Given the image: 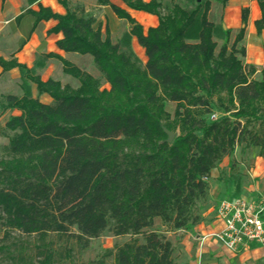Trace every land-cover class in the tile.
<instances>
[{
    "label": "trees",
    "instance_id": "16d2710c",
    "mask_svg": "<svg viewBox=\"0 0 264 264\" xmlns=\"http://www.w3.org/2000/svg\"><path fill=\"white\" fill-rule=\"evenodd\" d=\"M121 1L157 18V27L143 35L107 0L96 4L129 26L116 44L107 30L104 36L93 30V12L68 0L60 2L63 16L32 14L35 24L55 21L50 33L62 36L56 49L90 57L97 79L55 55L38 67L58 62L76 89L42 83L37 68L0 60L3 73L18 71L21 92L0 102V113H20L0 130L7 140L0 147V264H59L73 249L55 251L50 236L85 251L105 234L128 240L90 264H175L172 244L150 232L153 221L169 233L191 231L207 202L206 180L225 158L237 148L258 149L264 163V66L252 81L256 71L239 61L246 12L229 45L230 31L208 21L211 2L227 0ZM256 1L258 35L264 0ZM132 38L144 52L143 67L131 52ZM42 96L55 107L42 105ZM166 104L175 106L172 117ZM212 113L218 118L208 122ZM163 131L174 136L171 144ZM14 233L36 238L35 258L12 242Z\"/></svg>",
    "mask_w": 264,
    "mask_h": 264
},
{
    "label": "crops",
    "instance_id": "0c3cea01",
    "mask_svg": "<svg viewBox=\"0 0 264 264\" xmlns=\"http://www.w3.org/2000/svg\"><path fill=\"white\" fill-rule=\"evenodd\" d=\"M62 1L64 0H0V60L5 63L14 62L26 70H32L35 67L40 82L53 81L64 87L75 82L62 73L61 65L54 60L44 62L43 67L39 68L42 63L41 58L55 55L90 76L92 75L89 71L95 72V70L90 57L65 54L56 49V43L62 39V36L50 33L56 27L55 21H41L35 24L32 14H37L39 10H47L51 15L63 16L65 10L60 4ZM68 1L71 5L82 6L86 12H93L96 17V25L93 30L99 28L102 36L107 30L112 44H116L123 34L128 33V24L118 20L109 7H98L96 0ZM107 1L110 6L124 12L140 27L143 35L147 30L155 29L158 25L157 18L131 11L121 0ZM139 1L142 4H148L151 0ZM156 1L169 2V0ZM242 11L246 12L247 17L243 39L238 46L244 50L245 54L244 58L239 59L241 67H252L255 71L262 70L264 66V31L257 35L254 29V24L261 17L256 0H227L223 6L211 2L208 21L230 31L229 45H231L241 29ZM130 49L143 67L146 63L144 52L133 38L130 40ZM249 53L254 54L259 61L263 62L261 68L257 69L246 63ZM92 77L97 79L99 75ZM19 84L17 70L3 73L0 68V101L6 97L19 99L21 97ZM104 89L108 90V87L104 86ZM30 93L31 97L35 98L34 86H31ZM39 102L50 108L56 105L47 96L40 97ZM18 116L20 113L15 110L0 113V130L10 118ZM6 145L7 140L0 138V147ZM206 183L209 188L208 197L201 213L200 224L189 232L172 234L180 238L178 249L188 259L185 264H264V250L260 248L251 246L232 254L223 250L213 239H205L201 245L198 242L201 238L215 234L221 229V224L215 219V210L220 201L240 198L248 203H256L259 197L264 194V163L259 158V150L237 148L231 158H225L210 173ZM155 225L160 226L159 220L153 221V226ZM160 230L166 231L164 228H160Z\"/></svg>",
    "mask_w": 264,
    "mask_h": 264
},
{
    "label": "built area",
    "instance_id": "2783aa9c",
    "mask_svg": "<svg viewBox=\"0 0 264 264\" xmlns=\"http://www.w3.org/2000/svg\"><path fill=\"white\" fill-rule=\"evenodd\" d=\"M215 119L212 116V121ZM215 219L221 224V229L198 240L200 245L209 238L232 254L251 246L264 250V194L256 203H248L240 198L220 201L215 210Z\"/></svg>",
    "mask_w": 264,
    "mask_h": 264
},
{
    "label": "rangeland",
    "instance_id": "374dc122",
    "mask_svg": "<svg viewBox=\"0 0 264 264\" xmlns=\"http://www.w3.org/2000/svg\"><path fill=\"white\" fill-rule=\"evenodd\" d=\"M165 3H167V2L165 1ZM220 44H221L220 42H217L218 46H220ZM135 58L137 59L136 56H135ZM246 61H247L246 63H248L249 65H252L253 67H255L257 69H259L263 66V62L259 61L258 58L254 54H251V53L248 54ZM138 62L142 67V64L140 63L139 60H138ZM260 71L261 70H256V74L251 78V80L259 81ZM89 72L92 76H94V77L97 76V74L94 71L90 70ZM70 86H72L73 89H76L78 87L76 82L71 83ZM102 89H104V86L102 87ZM174 108H175L174 105L166 104L165 111L170 117H172V115H173ZM212 116H215L216 119L218 118L217 114L212 113L209 116H206L205 119L208 122H210V121H212ZM160 228H162L161 225L160 226L155 225L152 227L150 232L162 234L163 236H165V238L172 244V247L174 250L173 259H174L175 264H185L188 259H187L186 255H182L180 253V249H178V244H180L178 241L180 239L179 236L172 235L173 233H169L167 231H161ZM10 238L13 240L12 242H14L18 245L22 244V247L25 248L26 254L31 259L35 258L34 255H35L36 251L34 248L38 247V244H37L35 237L26 238V237H22V236L14 233V234L10 235ZM127 240L128 239H114L110 235L105 234V235H102L99 239L91 241L89 244V247L85 251H79L75 245H73L71 243H67L65 240H58L57 237H55V236H50V239H49L50 242H53L55 251H58V250L60 251V250H62V248H65V247L70 248L71 250L73 249L71 251V254L68 257H66L59 264H90V263L96 261L101 256L103 251L111 249L114 245H121V244L125 243ZM2 245L3 244L1 242V236H0V246H2ZM3 264H6V263L4 262Z\"/></svg>",
    "mask_w": 264,
    "mask_h": 264
},
{
    "label": "water",
    "instance_id": "95a60500",
    "mask_svg": "<svg viewBox=\"0 0 264 264\" xmlns=\"http://www.w3.org/2000/svg\"><path fill=\"white\" fill-rule=\"evenodd\" d=\"M163 132H164L165 136L167 137L166 143L171 144L173 139H174V136L172 134L167 133L166 131H163Z\"/></svg>",
    "mask_w": 264,
    "mask_h": 264
}]
</instances>
